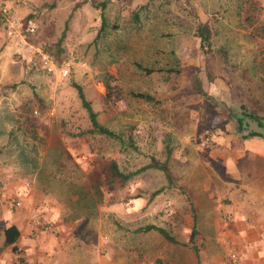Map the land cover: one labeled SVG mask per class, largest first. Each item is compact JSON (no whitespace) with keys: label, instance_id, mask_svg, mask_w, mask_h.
Here are the masks:
<instances>
[{"label":"rangeland","instance_id":"rangeland-1","mask_svg":"<svg viewBox=\"0 0 264 264\" xmlns=\"http://www.w3.org/2000/svg\"><path fill=\"white\" fill-rule=\"evenodd\" d=\"M79 1L0 0L34 20L28 42L54 65L47 72L37 53L27 64L16 59L3 21L0 130L20 148V158L9 155L18 171L40 161L38 173L53 176L39 175L35 192L64 224L53 230L63 231L64 251L48 250L52 264L240 262L227 253L239 250L237 231L264 233V139H241L232 115L242 103L264 117V0H105L99 34L100 9L90 1L103 0ZM200 21L210 28L208 51L195 36ZM104 73L117 87L114 103L104 100ZM78 90L117 137L88 132ZM151 159L165 163L169 179L146 167L106 188L109 163L127 173ZM148 224L167 235L141 230Z\"/></svg>","mask_w":264,"mask_h":264},{"label":"crops","instance_id":"crops-1","mask_svg":"<svg viewBox=\"0 0 264 264\" xmlns=\"http://www.w3.org/2000/svg\"><path fill=\"white\" fill-rule=\"evenodd\" d=\"M24 70L27 73V69L25 68ZM22 89L24 88L20 87L19 90ZM42 102L44 103V101ZM10 116L12 117L11 113ZM11 117L9 119H12ZM8 130H0V264H52L53 259L51 258L53 255L48 253V250H54L56 254H61L64 251V248L60 249L64 245L61 244L59 246L57 243V240L64 238L63 231H58L57 233L53 230L55 228L63 229L64 224L55 222L53 210L49 213V210L46 212L48 202L41 198L42 195L40 196V194L35 192L40 176H43L46 181L53 176L50 175V172L48 176L38 173L41 169L40 161L37 162L34 172L23 173L18 171L14 158H10L9 155L17 154L18 158H20L21 152L20 148H17L10 141L11 133ZM8 139L9 142H7ZM62 147L67 150L64 146ZM51 148L54 153L61 152V146L59 145L56 148L53 146ZM22 158H24L22 160H25L27 157ZM55 169L57 170L56 166ZM53 207L50 206L49 209L51 210ZM42 209H45L44 213ZM34 210L39 214L38 219H35L31 214ZM48 223L49 225L52 224L50 225L52 228H55L50 230L49 227L47 230L45 227L48 226ZM8 226H14L18 231V235L12 243L4 242L3 230ZM225 231L234 232L235 228L231 225L229 228H222L220 232L224 233ZM254 231L251 227H244L237 231L238 234H241L238 238L239 250L234 252L231 249L227 253L230 252L229 254L232 253L234 255L238 253L240 256L242 255V258L240 262L232 258V260L234 259L233 263L264 264V233L260 232L254 238ZM217 238L219 241H223L220 236ZM249 249H253V251L250 252ZM54 261L58 264L55 259ZM213 262L215 263L216 261Z\"/></svg>","mask_w":264,"mask_h":264},{"label":"trees","instance_id":"trees-1","mask_svg":"<svg viewBox=\"0 0 264 264\" xmlns=\"http://www.w3.org/2000/svg\"><path fill=\"white\" fill-rule=\"evenodd\" d=\"M82 2H85V0L79 1V3H82ZM90 4L93 7L100 9V26L98 28V33H97V34H99L105 25V20H104V16L102 13V9L104 8L106 1L105 0L98 1V2L90 1ZM252 10L253 9H250L244 15V20L248 24H251L252 20L254 19L253 15H252V14H254L253 13L254 10L253 11ZM135 16L136 15L134 13L133 17L135 18ZM2 25H3V17L0 13V27ZM195 36L198 39L199 48L202 50L208 51L209 45H210V41H209L210 28H209L207 22H205V21L198 22L197 27H196V31H195ZM146 71H148V70H146ZM102 80H103V86H104V90H105V92H104L105 102L106 103H114L116 100H118L119 94H118L116 85L113 83L112 76L108 73H104ZM132 95L139 97V98H144V99H150L151 98L150 95H148L146 93H142V92H135V93H132ZM78 96L81 98L82 105L85 108H87V110H88V117L90 120V127L88 129V132L103 134V135L110 136V137H117V135H115L112 131L103 127L102 125H100L96 121L94 112L91 111L88 102L85 99H83V96H82L80 90H78ZM239 108H240L239 114H236V115L231 114V115L235 117L234 130L236 132H238V135L240 136V138L243 140H245V139L247 140L250 138L264 139V117L262 115H258L254 111H249V110L247 111L245 106L242 103L239 104ZM151 160H152L151 163H148L147 165H144V166L136 169L135 171H131V172H127V173H123L121 171H118L116 165L113 162L109 163L107 165V167H105V171L108 173V175L105 178L106 188L108 186L112 185L115 177L120 178V181L124 182L129 177H131L133 174H136L137 172L145 169L146 167H154V168H158V169L162 170L165 177L169 179L170 175L168 173V170H167L165 163H158L154 159H151ZM149 229H155L160 234L167 235L163 229H161L160 227H156L154 225H151V224L144 226L141 230L145 231V230H149ZM194 233H195V231H192V234L190 235V239L192 238L191 236ZM17 235H18V231L16 230V228L14 226H8L3 230L4 242L12 243L16 239ZM168 238H170V237H168Z\"/></svg>","mask_w":264,"mask_h":264},{"label":"built area","instance_id":"built-area-1","mask_svg":"<svg viewBox=\"0 0 264 264\" xmlns=\"http://www.w3.org/2000/svg\"><path fill=\"white\" fill-rule=\"evenodd\" d=\"M19 1V0H17ZM0 13L3 17V21L6 25V33L9 41L11 42V51L12 54L16 57V59L21 60L23 63L27 64L31 61L33 53H37L39 55V59L43 62L42 67L46 69L47 72H52L54 69V65L49 59V57L42 53L38 47L32 46L28 42V35H31L36 27V24L31 18H20L15 16L9 10V5H2L0 7ZM62 74L65 73V69L59 68ZM35 113V111H33ZM53 113V107L50 106L47 109V115H51ZM49 117V116H48ZM47 118L41 117L43 123L47 122ZM32 216L35 219L39 218V214L36 210L32 211Z\"/></svg>","mask_w":264,"mask_h":264}]
</instances>
